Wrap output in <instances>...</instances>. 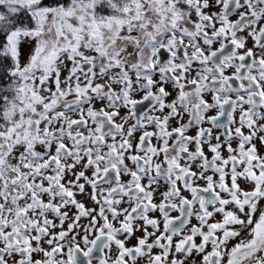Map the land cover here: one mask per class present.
<instances>
[{
  "label": "snow or ice",
  "instance_id": "snow-or-ice-1",
  "mask_svg": "<svg viewBox=\"0 0 264 264\" xmlns=\"http://www.w3.org/2000/svg\"><path fill=\"white\" fill-rule=\"evenodd\" d=\"M248 37L259 56L246 47ZM33 40L22 64L23 47ZM168 84L176 92L171 100ZM97 101L106 103L97 109ZM184 114L188 121L170 128ZM259 120L264 0H0V264H137L138 257L148 264H186L194 251L201 264H223L225 257L226 264H264V156L252 143L264 133ZM192 127L196 135H186ZM213 128L224 129L227 158L219 136L211 143ZM68 173L74 179L65 183ZM122 174L130 179L122 181ZM238 179L252 188H241ZM161 181L167 190L155 203L153 185ZM85 185L98 211L76 199L73 189L84 193ZM125 197L129 207L120 208ZM69 206L77 209L71 217L62 211ZM155 211L163 218L159 235L161 221L148 215ZM215 213L222 221L209 223ZM194 215L199 225L185 234ZM137 220L144 224L134 228ZM139 229L144 235L127 246ZM245 231L250 239L229 248L228 241Z\"/></svg>",
  "mask_w": 264,
  "mask_h": 264
},
{
  "label": "flooded vegetation",
  "instance_id": "flooded-vegetation-1",
  "mask_svg": "<svg viewBox=\"0 0 264 264\" xmlns=\"http://www.w3.org/2000/svg\"><path fill=\"white\" fill-rule=\"evenodd\" d=\"M218 10H219V9H217V8L206 9V11H208V12L218 11ZM237 15H238V14L233 15V16L231 17V19H232V20H235V19L237 18ZM192 19H193V20L196 19L195 13H193ZM132 35H138V33L134 31V32L132 33ZM238 35L247 36L248 33H247V31H245V32H242V33H238ZM214 47H218V44H217V45H214ZM246 47H247V48H254V42H253V40H252L251 37H248ZM134 52H135V50H134L133 46H132V45H129L128 48H127V53H133V55H131V56L128 57V59H129L130 62H134V61L136 60V55L134 54ZM254 53H255L257 56H259V55L261 54V50H260L259 48H254ZM166 56H167V54L164 53V54L162 55V59H166ZM66 63H69V62L66 61ZM63 73H64L65 75H67V69L62 68V69H61V75H62ZM193 74H194V73H193ZM155 78H156V79H159L158 76L155 77ZM133 79H135L134 74H133ZM96 82L103 83L104 80L101 79V80H97ZM113 87H114V88H118L119 86H118V85H113ZM166 89H167L168 91L172 92V95H171L168 99H169V100L174 99L175 96H176V92L173 90L172 85H171V84L166 85ZM142 94H143V93H139V94H137L136 98L139 99V97H140ZM205 98L208 99L209 101H211V95H206ZM70 99H71V97H70ZM105 103H106L105 101H97V102H95V107H96L97 109H99V108L103 107ZM167 111H168V109H165V110H164L165 114L167 113ZM126 113H127V109H123V108H122V109L120 110V115H121V116H124ZM156 114H157V115H160V113H156ZM208 115H209V116H211V115H215V110H210L209 113H208ZM236 115H237V118H238V116H239V112H237ZM74 118H75V117H74ZM188 119H189L188 115H187V114H184V115H183V121H178V120H175V119L172 120V121H170V128H171V127H176V126H178V124L181 123V122L186 123V122L188 121ZM116 120H117V122H119V117H117ZM132 123H134V121L129 120L128 125H130V124H132ZM258 124H264V120H259V121H258ZM128 125H125V127H128ZM236 126H238V124L232 126V128H233V133H234V129H235ZM203 127H206V128H207V127H211V125L208 124V123H205V124L203 125ZM148 130H149V131H153L154 129L151 128V127H149ZM197 131H198L197 127H192V128H190V129L188 130V132L186 133V135H189V136H195L196 133H197ZM242 131H243L245 134H248V133H249V129H248L247 127H244V128L242 129ZM223 133H224V129H223V128H213V130H212V140H211V143H212V144H215V143L217 142L216 139H215V137H216V136H219V137H220V141H221V143H222V145H223L222 148L220 149L221 154H222V156H224L225 158H227L228 155H229V153H228V150H227V145L224 143V141H225V136L223 135ZM140 134H141V133H139V132L135 133V134H134V135H135V138L138 139L139 136H140ZM262 135H264V133H258L257 136L252 140V143L256 145V148H257V152H258V154L261 155V156H264V142H261V140L259 139V136H262ZM117 139H119V137H118ZM152 143H153V144L156 143V139H155V137L153 138ZM170 143H171V141H170ZM231 143H232V147H233L234 149L237 148V146H238V138L234 136V138L232 139ZM38 150H41V151H42L43 149H42V148H38ZM189 150H190V151H194V150H195V145H194V144H193V145H190V146H189ZM53 151H54V148H53ZM204 152H205V154L208 156V158L211 159L213 153L210 151V149H209V144H208V143H205V144H204ZM70 162H71V161H69V163H70ZM127 163L129 164L130 167L132 166V165H131V161H127ZM181 163H183V161H181ZM198 163H199V162H196V163H194V164L192 165L194 171H199ZM80 170H82V169H81V166L78 165L77 168L75 169V171L78 172V171H80ZM207 174H208V175H214L211 171H209ZM86 175H91V169H88V170L86 171ZM71 179H74V177L71 175V173H68V174H66V176H65V181H64V182L66 183L68 180H71ZM121 179H122V181L127 182V181L130 179V177H129L128 175H124V174H122ZM214 179H218V176L214 175ZM226 180H227L228 183L230 184V182H231V181H230V177H226ZM196 182H197L199 185H201V186H204V185H205V181H204V180H198V181H196ZM80 183H84V181L81 180ZM143 183H145V184L147 183L146 178H145V180L143 181ZM238 183L240 184L241 188H243V189H245V190H250V189L252 188V185H251L250 183H246V182H245L244 180H242V179H238ZM105 187H106V185H105ZM153 188L155 189V194H154V197H153V202H155V203H160V202H161V199H162V197H161V193L167 190V185H166L163 181H161V183H160L159 186H157V185H153ZM73 191H75V192L77 193V194H76V199H77L78 201L84 203L85 206H86V208H96L97 211H98V205H97L93 200H91V199L89 198V194H90L91 191H92V189H91V187H90L89 185H85V192H84V193H80V192H79L78 190H76V189H73ZM184 195H187V196H189V198H190V194H189L188 192H184ZM221 196H222V197H226V194H225V193H221ZM45 200H47V197H45ZM217 206H218V205H217ZM119 207H120V208H126V207H129V205H128V203H127V197H125V202H124V203H121V204L119 205ZM197 208H198V206H197ZM259 208L264 209V200H261V201L259 202ZM226 209H227V210H235L233 205H227V206H226ZM62 211H66V212H68V215L71 217V216H73L74 213H76L77 209H76L75 207H71V206H69V207H66V208L62 209ZM194 211H195V209H194ZM209 211H213V208H212V207H209ZM170 214H171L173 217H175V216H177L179 213L173 211V212H171ZM148 215H149L151 218H156V219H159V220L161 221V224H160V231L156 233L157 235H159L160 232H163V218H162V214H161L159 211H155V212H149ZM256 215H257V217H258L259 212H257ZM49 219H53L54 222H55L56 224H59V221H58V220L54 217V215L51 214V213L49 214ZM109 219L111 220V216H109ZM120 219H123V217H120ZM219 221H222V215H221L220 213H215V214L213 215V217L209 218V221H208V222H209V223H213V222H219ZM81 223L86 224V223H87V219H86V218H82ZM67 224H68V222L66 221V222H65V225H64L65 228H67ZM143 224H144V222H143L142 220H137V221H135V223H134V228H136L137 225H143ZM193 225H197V226L199 225V221L196 219L195 215L191 218L190 223H189V224L186 226V228L184 229V233L187 234L188 230H189ZM117 226H118V225H117ZM236 227H238V226H236ZM147 230H148L149 232L154 231V230L152 229L151 226H147ZM204 230L207 231V227H205ZM53 231L58 232V231H60V228L57 227V228L53 229ZM216 234L219 236V235H221V232H220V231H217ZM143 235H144V232H143L142 229L135 230V231H134V234H133V235H132V236L126 241L127 246H129V247L134 246V245L137 243V239L140 238V237H142ZM121 238H123V237H121ZM179 238H180L179 236L174 237V238H173V239H174V242H175L176 240H178ZM154 239H155L154 236H153V237H150V238H149V243H151L152 240H154ZM241 239H244V240L250 239V237L248 236L247 231L242 232L241 235H240L239 237L233 238V239H231L230 241H228V247L231 248V247L234 246L236 243H238ZM195 242H196L197 244H199V243L201 242V238H200L199 236H197V237L195 238ZM45 247H47V246L45 245ZM207 250H208V251H211V245L208 246ZM159 252H160V249H159V248H153V249H152V253H153V254H158ZM112 254H113V257H114V256H115V247H113ZM37 258H38V257H37ZM171 258H172V257H171V255H170V256H169V260H171ZM178 258H184V257H183L182 255L178 254ZM201 259H202V258H201V255H200V254H197V253L194 251L193 254H192L190 257L187 258V260H186V264H201ZM226 260H227V257H225L223 264H226ZM129 264H131L130 261H129ZM137 264H148V260H147L146 257H138V259H137Z\"/></svg>",
  "mask_w": 264,
  "mask_h": 264
},
{
  "label": "rangeland",
  "instance_id": "rangeland-1",
  "mask_svg": "<svg viewBox=\"0 0 264 264\" xmlns=\"http://www.w3.org/2000/svg\"><path fill=\"white\" fill-rule=\"evenodd\" d=\"M35 46V41H31L29 43H26L23 47V53H22V64L25 63L28 59L29 53L30 51L34 48ZM64 76H66L64 73L61 75V79L64 78ZM38 83V81H37ZM42 94H46V93H42Z\"/></svg>",
  "mask_w": 264,
  "mask_h": 264
},
{
  "label": "trees",
  "instance_id": "trees-1",
  "mask_svg": "<svg viewBox=\"0 0 264 264\" xmlns=\"http://www.w3.org/2000/svg\"><path fill=\"white\" fill-rule=\"evenodd\" d=\"M47 3H55V0H46Z\"/></svg>",
  "mask_w": 264,
  "mask_h": 264
}]
</instances>
